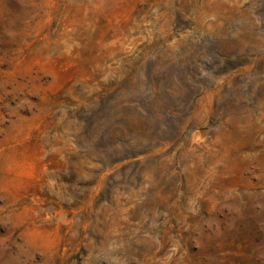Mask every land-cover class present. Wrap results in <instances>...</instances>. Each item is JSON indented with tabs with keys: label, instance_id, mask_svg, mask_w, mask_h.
<instances>
[{
	"label": "rangeland",
	"instance_id": "rangeland-1",
	"mask_svg": "<svg viewBox=\"0 0 264 264\" xmlns=\"http://www.w3.org/2000/svg\"><path fill=\"white\" fill-rule=\"evenodd\" d=\"M0 264H264V0H0Z\"/></svg>",
	"mask_w": 264,
	"mask_h": 264
}]
</instances>
